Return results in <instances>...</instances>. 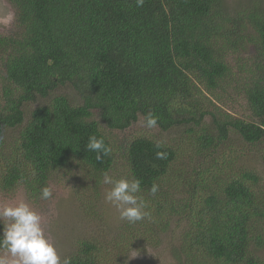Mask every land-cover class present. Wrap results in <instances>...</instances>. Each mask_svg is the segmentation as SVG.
Returning a JSON list of instances; mask_svg holds the SVG:
<instances>
[{"label": "trees", "instance_id": "16d2710c", "mask_svg": "<svg viewBox=\"0 0 264 264\" xmlns=\"http://www.w3.org/2000/svg\"><path fill=\"white\" fill-rule=\"evenodd\" d=\"M3 1L0 192L72 185L107 232L76 241L71 264H128L168 234L170 264H264V0ZM105 172L139 179L150 217L104 219Z\"/></svg>", "mask_w": 264, "mask_h": 264}, {"label": "clouds", "instance_id": "9594fccd", "mask_svg": "<svg viewBox=\"0 0 264 264\" xmlns=\"http://www.w3.org/2000/svg\"><path fill=\"white\" fill-rule=\"evenodd\" d=\"M144 0H136L137 6H142ZM146 126H158V118L149 112L146 115ZM157 142L156 147L160 148ZM88 151L97 153V159L108 155L110 149L106 147L103 138L90 136L86 145ZM158 159H165L167 153L157 151ZM102 183L110 185L104 199L112 204L119 212L121 220L136 223L150 217L145 210L146 202L138 195L141 192V182L135 178L114 179L107 172L103 173ZM159 186L155 183L148 190L155 196ZM40 199L50 200L53 195L51 187L40 189ZM0 249L6 255H0V264H71V258L63 260L52 244L42 224V217L24 201L15 204H0Z\"/></svg>", "mask_w": 264, "mask_h": 264}, {"label": "rangeland", "instance_id": "374dc122", "mask_svg": "<svg viewBox=\"0 0 264 264\" xmlns=\"http://www.w3.org/2000/svg\"><path fill=\"white\" fill-rule=\"evenodd\" d=\"M245 0H225L226 5L229 6L231 13L244 3ZM14 20L10 7L0 0V31H7ZM1 83V79H0ZM227 98V97H226ZM217 106L231 114V112L239 111V107L233 104L231 100L223 99L222 102L216 103ZM240 104V101L237 102ZM35 105L30 104L26 110L30 111ZM6 133V132H5ZM13 132H8L11 135ZM183 133V132H182ZM6 135L7 137H9ZM6 138V137H5ZM180 140H187L185 135ZM243 160V159H242ZM60 192L53 193L50 200H41L39 202H31L33 200L25 194L21 188L15 192L1 193L0 192V204H15L19 201H24L30 205V207L40 214L42 217V224L49 241L54 244L61 259L67 257L70 252L75 248L76 241L82 236L90 233L89 235L97 234L98 232H107L104 226L100 225H87L86 221L79 215L77 207L74 204L71 196L72 185L69 188H62ZM103 210L104 219L108 218V221H116L119 212L110 203L106 202L103 198ZM120 218V217H119ZM91 230V232H90ZM170 240V234L166 235L162 241V245L157 249H149L147 252H133L129 255L128 264H170V257L167 254V241ZM6 251H1L0 255H6Z\"/></svg>", "mask_w": 264, "mask_h": 264}]
</instances>
